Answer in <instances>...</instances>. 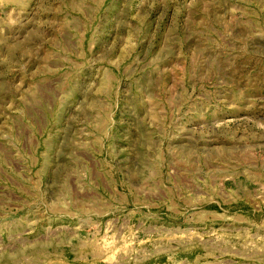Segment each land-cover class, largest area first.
<instances>
[{"label": "rangeland", "instance_id": "1", "mask_svg": "<svg viewBox=\"0 0 264 264\" xmlns=\"http://www.w3.org/2000/svg\"><path fill=\"white\" fill-rule=\"evenodd\" d=\"M0 264H264V0H0Z\"/></svg>", "mask_w": 264, "mask_h": 264}]
</instances>
